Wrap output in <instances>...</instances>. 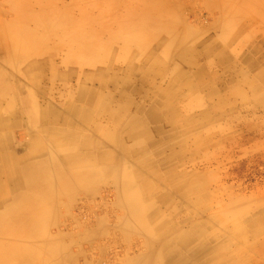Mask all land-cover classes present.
<instances>
[{
  "label": "crops",
  "instance_id": "0c3cea01",
  "mask_svg": "<svg viewBox=\"0 0 264 264\" xmlns=\"http://www.w3.org/2000/svg\"><path fill=\"white\" fill-rule=\"evenodd\" d=\"M15 1L14 20L0 30V224L16 209L9 222L25 226L24 237H0L2 246L23 250L10 264H74L85 245L110 232L103 220L60 231L62 209L112 188L125 210L123 240L170 238L162 255L169 264L178 237L188 236L185 249L190 239L188 231L171 238L188 220L176 216L177 195L186 200L199 189L177 163L188 146L209 143L208 130L264 114V0H223L216 33L188 28L175 13L164 20L160 0L115 24L91 12L77 17L58 0ZM199 129L206 135L188 137ZM35 177L49 185L37 180L33 188ZM156 198L172 207V222L155 211ZM25 204L41 211L20 221L17 206ZM33 222L41 226L34 234ZM250 241L243 243L251 250L229 256L255 257Z\"/></svg>",
  "mask_w": 264,
  "mask_h": 264
},
{
  "label": "rangeland",
  "instance_id": "374dc122",
  "mask_svg": "<svg viewBox=\"0 0 264 264\" xmlns=\"http://www.w3.org/2000/svg\"><path fill=\"white\" fill-rule=\"evenodd\" d=\"M15 2L0 0V30L14 20L12 6ZM146 3L147 0H58L60 8H69L77 17L91 12L114 24L126 14L137 17V10ZM160 3L164 20L175 13L178 23H188V28L210 33L218 31L215 16L223 0H160ZM28 4L31 11L42 8L38 1ZM242 119L208 130L211 135L209 143L188 146V155L177 163L178 172H187L188 182L199 185V189L188 191L186 200L177 195L176 216L179 218L188 213V220L179 224L176 232L171 234V238L180 231L190 234L188 248H181L182 253L187 255L188 252V264H264V217L259 219L264 215V114ZM206 131L194 130L188 137L194 134L205 136ZM167 170L162 162L161 175ZM118 196L115 188L95 196L81 195L79 202L69 209H62L60 231L74 233L79 225L89 229L103 220L110 232L108 237L93 245H85L84 256L76 258L74 264H166L162 255L167 254L165 245L170 238L147 241V236L140 234L129 244L123 240L125 210L118 204ZM153 202L155 211L166 216L167 221L174 220L167 216L172 212L171 206L166 207L158 198ZM186 202L188 210L182 209ZM18 220L22 221L23 217ZM4 236L7 235L1 232L0 237ZM250 238L251 243L255 241L257 244L252 253L255 257L229 256L233 251L251 250L253 247L250 249L243 243L244 239ZM203 242L208 243L211 253L205 248L199 250ZM76 247L71 250L74 255L79 254ZM228 248L230 250H226ZM155 253H160L161 257L153 256Z\"/></svg>",
  "mask_w": 264,
  "mask_h": 264
},
{
  "label": "bare ground",
  "instance_id": "6f19581e",
  "mask_svg": "<svg viewBox=\"0 0 264 264\" xmlns=\"http://www.w3.org/2000/svg\"><path fill=\"white\" fill-rule=\"evenodd\" d=\"M115 131H116V129H115ZM62 147H63V145H62ZM48 179H49L48 177H46L44 179H42L41 177H35L30 182V185L32 184V186L34 188L35 187V182H37V180L38 181H42V182H39L41 184L44 183L45 185H49V180ZM17 208L22 210V214H20V218L23 217L24 221L27 220V219H34L37 216V213L41 211V209H39L37 207H34L31 204L18 205ZM15 210L16 209H14V210L11 209V210H9L7 212L8 215H5V218H6L5 220L6 221L1 219V222H4V223L0 224V233L1 232L5 233L7 235L6 237H15V236H21V235H23V237H24V233L22 234V232H23L22 227H24V226L12 224V222H14L16 220L15 218L17 217V215L14 212ZM45 212H46V210L42 209V216H44ZM24 216H26V217H24ZM9 217H11L12 222H9V220H10ZM161 220H162V218H160V221ZM28 227L31 229V232L34 234L36 231H38L40 229L41 226L39 225L38 222H33V223H30V225H28ZM164 228L160 229V233L163 234V235H164V233L169 231L168 227H166L165 229ZM178 238H180L182 240L177 241V243H181L180 244V250H178L177 252H181V248L185 249V247H186L188 236L187 237L183 236V237H178ZM168 249H169V247H168ZM20 252L23 253V250L21 249V247H13V246L9 247L8 245L2 246V244L0 243V264H10L12 260L19 259L18 256H20ZM174 252H175L174 257H171L170 255H169L170 257H168L169 264H188L187 256H185V255H177L176 256L177 252L176 251H174Z\"/></svg>",
  "mask_w": 264,
  "mask_h": 264
}]
</instances>
